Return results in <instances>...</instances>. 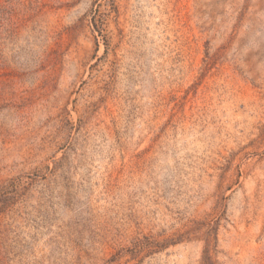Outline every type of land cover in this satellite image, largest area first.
Instances as JSON below:
<instances>
[{"label":"rangeland","instance_id":"1","mask_svg":"<svg viewBox=\"0 0 264 264\" xmlns=\"http://www.w3.org/2000/svg\"><path fill=\"white\" fill-rule=\"evenodd\" d=\"M0 264H264V0H0Z\"/></svg>","mask_w":264,"mask_h":264}]
</instances>
